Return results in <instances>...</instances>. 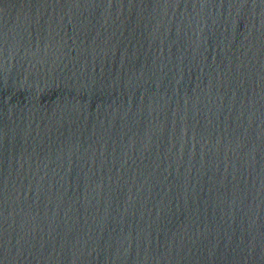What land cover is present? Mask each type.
Returning a JSON list of instances; mask_svg holds the SVG:
<instances>
[{"label": "water", "instance_id": "1", "mask_svg": "<svg viewBox=\"0 0 264 264\" xmlns=\"http://www.w3.org/2000/svg\"><path fill=\"white\" fill-rule=\"evenodd\" d=\"M0 264H264V0H0Z\"/></svg>", "mask_w": 264, "mask_h": 264}]
</instances>
